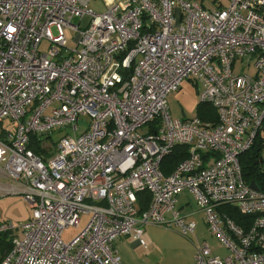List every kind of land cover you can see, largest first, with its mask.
<instances>
[{"label": "built area", "instance_id": "1", "mask_svg": "<svg viewBox=\"0 0 264 264\" xmlns=\"http://www.w3.org/2000/svg\"><path fill=\"white\" fill-rule=\"evenodd\" d=\"M90 1L0 0V125L10 124L0 127V196L31 209L19 224L0 221L11 241L0 264H123L114 241L146 248L143 225L193 234L175 209L184 190L228 250L195 240L193 264H264V190L239 161L264 138V0H102L99 12ZM186 78L215 123L170 115L167 97ZM176 145L188 154L164 174ZM225 204L254 215L246 229L218 211Z\"/></svg>", "mask_w": 264, "mask_h": 264}, {"label": "crops", "instance_id": "2", "mask_svg": "<svg viewBox=\"0 0 264 264\" xmlns=\"http://www.w3.org/2000/svg\"><path fill=\"white\" fill-rule=\"evenodd\" d=\"M199 2L203 7L211 9L223 6L226 0H191ZM183 192V191H182ZM180 192L176 196L175 209L181 216L195 222L193 234L183 236L176 228H167L159 225H150L149 228L143 230L144 239L147 247L139 246L131 236H121L114 241V250L119 256L123 264H193L195 257V240H205L207 243V235H204L201 228L197 230V222L193 219V210L191 209L190 200L180 199ZM189 193V192H188ZM190 194V193H189ZM191 195V194H190ZM191 198L194 201L193 196ZM195 202V201H194ZM170 215L167 214L166 218ZM204 222V219H202ZM205 223V222H204ZM207 227V226H206ZM209 245V243H208ZM219 246L224 247L218 242ZM214 255L217 253L216 245H209ZM225 248V247H224ZM227 249V248H225ZM228 253V250H227Z\"/></svg>", "mask_w": 264, "mask_h": 264}, {"label": "rangeland", "instance_id": "3", "mask_svg": "<svg viewBox=\"0 0 264 264\" xmlns=\"http://www.w3.org/2000/svg\"><path fill=\"white\" fill-rule=\"evenodd\" d=\"M89 6L94 11H103L104 10V4L102 0H91L89 3ZM88 16H85L82 21L81 25L84 26L88 21ZM73 23L78 22V18H74ZM68 37V45L74 46V42L71 40L73 37V33L69 32L67 33ZM41 50L47 49V43L42 42L40 45ZM239 66H237V69ZM249 72H253V69H248ZM200 89V85H196L193 80L190 78H186L182 81L180 88L172 92L167 97V107L170 115L172 117L185 119V118H192L197 116V104L199 102L197 92ZM83 119L88 121V116H83ZM10 126L8 120H4L0 127H8ZM145 130V127L141 128V131ZM61 135L54 132L51 136L52 140L50 142L56 141L59 139ZM180 199H189L191 203V209L194 211L193 213V219L197 222V230L198 228L202 229V232L204 235H207L208 243L209 245H216L217 253H219L220 256H224L227 254V249H225L222 246L218 245V240L213 237L210 232L208 231L206 224L203 222V213L198 208L196 203L191 198V195L188 193L187 190H184L180 195ZM31 215V209L28 206V203L24 200L22 195H15V194H6L3 196H0V221H9L13 224H19L21 222L26 221L29 219ZM87 216H84L82 218V221ZM150 225H143L141 228L146 230L149 228ZM77 232V229L74 227H67L62 232V238L64 240H69L75 233ZM144 237V235H143ZM145 238V237H144Z\"/></svg>", "mask_w": 264, "mask_h": 264}, {"label": "trees", "instance_id": "4", "mask_svg": "<svg viewBox=\"0 0 264 264\" xmlns=\"http://www.w3.org/2000/svg\"><path fill=\"white\" fill-rule=\"evenodd\" d=\"M197 116L205 122L215 123L217 121V115L213 106L207 102H198L197 104ZM34 136L31 137V143L29 147L33 149L35 153H38L39 145ZM187 147L185 145H176L171 152L161 160V170L164 174L170 173L175 166L187 156ZM241 164L242 175L246 182L254 180L261 191L264 190V138L256 136L255 141L250 149L243 152L239 156ZM137 201L139 211H143L147 208L150 201V194L145 191L137 192ZM218 211L221 214H226L233 219L234 222L241 225L246 229L252 222L254 215L242 214L236 207L225 204L218 207ZM11 249L10 236L7 233L0 234V262L7 252Z\"/></svg>", "mask_w": 264, "mask_h": 264}, {"label": "water", "instance_id": "5", "mask_svg": "<svg viewBox=\"0 0 264 264\" xmlns=\"http://www.w3.org/2000/svg\"><path fill=\"white\" fill-rule=\"evenodd\" d=\"M249 186H250L252 189L256 190V191L259 190V187L257 186V184L255 183L254 180H251V181L249 182Z\"/></svg>", "mask_w": 264, "mask_h": 264}]
</instances>
